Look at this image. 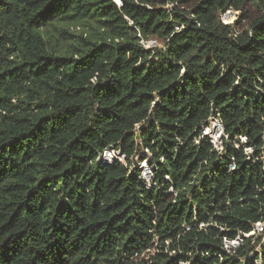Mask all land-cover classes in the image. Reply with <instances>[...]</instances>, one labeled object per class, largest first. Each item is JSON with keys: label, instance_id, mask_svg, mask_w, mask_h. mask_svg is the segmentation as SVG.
Wrapping results in <instances>:
<instances>
[{"label": "trees", "instance_id": "obj_1", "mask_svg": "<svg viewBox=\"0 0 264 264\" xmlns=\"http://www.w3.org/2000/svg\"><path fill=\"white\" fill-rule=\"evenodd\" d=\"M0 264H264V0H0Z\"/></svg>", "mask_w": 264, "mask_h": 264}, {"label": "rangeland", "instance_id": "obj_2", "mask_svg": "<svg viewBox=\"0 0 264 264\" xmlns=\"http://www.w3.org/2000/svg\"><path fill=\"white\" fill-rule=\"evenodd\" d=\"M117 1L120 2L121 0H117ZM228 18L229 19L232 18V19L236 20V19H238V14L236 12L231 13V14L228 15ZM72 30L74 31V33L76 35H79V34H81L83 32H84L83 33L84 37H88L90 35L89 34V29L88 28H85L84 29L82 26H80V27H73ZM144 44L147 47H163V41L160 40V39H158V38H156V37H150L149 39H147V40L144 41ZM256 229L258 230V232H256V231L251 232V234H254L255 239H257V237H260L261 234L263 233L262 224H257V228ZM241 242H242V238H238L236 240H228V239H225V247L227 249H234Z\"/></svg>", "mask_w": 264, "mask_h": 264}, {"label": "built area", "instance_id": "obj_3", "mask_svg": "<svg viewBox=\"0 0 264 264\" xmlns=\"http://www.w3.org/2000/svg\"><path fill=\"white\" fill-rule=\"evenodd\" d=\"M203 135H208L213 143L217 146V148L222 151L223 150V137L225 135L224 124L220 118L212 117L210 120V125L205 127L203 131ZM242 142L246 141V137H241ZM246 152H252V148H246Z\"/></svg>", "mask_w": 264, "mask_h": 264}]
</instances>
